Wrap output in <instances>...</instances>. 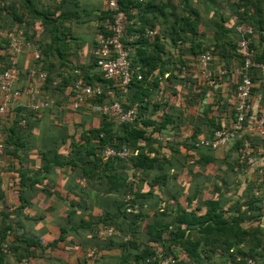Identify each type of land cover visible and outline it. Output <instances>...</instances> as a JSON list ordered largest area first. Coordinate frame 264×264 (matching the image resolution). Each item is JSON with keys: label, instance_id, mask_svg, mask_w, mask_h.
<instances>
[{"label": "trees", "instance_id": "obj_1", "mask_svg": "<svg viewBox=\"0 0 264 264\" xmlns=\"http://www.w3.org/2000/svg\"><path fill=\"white\" fill-rule=\"evenodd\" d=\"M68 1L0 0V31L7 33L20 29L24 32L22 39L31 44L21 53H15L12 60L8 54L9 38L0 36V75L16 69L15 86L20 72L16 59L32 50L36 66L28 72L31 77L46 74L41 89L44 99L52 96L58 102L60 97H73L80 78L85 85L102 90L99 96L85 98L92 109L85 110V102L77 108L73 107L98 115L99 121L96 120V124L86 121V126L83 123L82 127H75L72 139L77 143L73 142L70 149L65 148L63 155L61 144L50 150L43 149L41 172L51 173L58 167L79 168L81 177L85 179H81L85 188L100 183V189L110 194L114 211L104 212L93 222L83 219L81 224L88 225L91 230L97 229V235L98 231L110 230L112 241L121 233L131 236L126 241L120 238L123 252L116 264H150L157 253L173 255L175 264H247L246 257L264 262V165L260 164L264 158V139L247 131L232 145L213 148L211 143L207 146L200 144L202 140H211L217 130L226 128L237 117L235 90L240 77L230 71L220 75L218 71L223 68L232 71L241 65L242 51L238 42L243 33L247 35V29L253 31L247 37L251 38L256 60L264 62V47L258 49V44H264V0H202L205 7L202 10H207L208 16L189 0H179L184 8L181 9L182 16L177 12L168 31L170 44L162 41L163 31L158 26L166 20H157V16L154 19L144 18L140 0H120L127 18L135 25L137 21L141 24V30L133 28L134 32L130 31V25V33L142 34L144 26L149 29L158 26L154 36L140 35L132 44L134 50L130 54V66L139 72L141 78L134 73L127 85L120 77L104 78L96 61L83 67L68 59V41L73 36L70 32L64 33V23L56 12L63 9ZM44 3L54 9L43 8ZM134 7L138 9L135 14ZM149 9L146 8L144 13ZM108 14L106 9L97 34L104 32V18ZM200 26L205 27V33L199 31ZM42 32L49 35V42L40 38ZM209 34H212L213 40ZM168 46L171 50H167ZM207 51L212 55L210 67L214 83L211 85L201 76L199 69L200 57ZM35 52L40 54L38 59L34 57ZM252 75L253 95L258 86L264 87V76L259 71ZM53 81L57 83L53 85ZM223 86L226 87L225 92ZM224 93H227V98ZM115 103L125 112L135 109L134 120L120 122L121 114L110 117L96 109ZM14 106L9 112L11 121L6 122V128H2L0 123V143L4 149L0 158L4 171L13 173L17 165L15 162L20 161L21 169L16 171L21 178V186L17 189L21 204L9 210L0 195L2 210H9L2 215L4 225L0 223V264H9V255L14 264H36L38 259L47 256L48 246H53V243H44L25 227L24 209L27 204H24L22 194L28 187V180L32 182L31 189H41L47 195L51 194V190L39 187L40 181L32 180L31 172L22 169V155L18 151L22 146L20 140L23 133L31 128L32 119L39 118L44 108L30 109L26 104L23 107ZM263 108L262 104L260 107L255 105L254 114H260ZM254 114L246 122L247 127L254 122ZM20 120H24L23 126H19ZM184 134L187 137L181 140ZM242 138H247L255 150L244 160L238 153L243 146ZM105 148L118 153L106 158L102 155ZM121 151L127 152L125 157L118 155ZM249 158H256L255 165L260 167L251 166ZM259 169L262 173L258 172ZM186 170L197 187L193 196H187L188 200H195L205 184L211 186L214 198L204 203V211L189 205L186 206L188 209L182 206L174 208L177 213L172 218L173 199L177 198L172 192L169 196V187L172 186L169 183L176 176L175 172ZM204 170L209 171L211 176L203 179L200 185L197 183V172L202 174ZM251 170L257 173V180L253 182L246 178ZM153 172L158 174L155 176ZM144 184L148 190L143 188ZM257 184L256 193L254 188ZM154 187L165 193L163 197L168 202L162 201L161 211L152 220L149 208L153 194L150 189ZM136 206V212L127 211L129 207ZM72 216L69 214V221ZM147 219L151 221L146 224L144 241L138 234ZM62 232L66 233V229ZM238 257L241 258L239 262L236 261ZM85 263L88 264V259Z\"/></svg>", "mask_w": 264, "mask_h": 264}, {"label": "crops", "instance_id": "obj_2", "mask_svg": "<svg viewBox=\"0 0 264 264\" xmlns=\"http://www.w3.org/2000/svg\"><path fill=\"white\" fill-rule=\"evenodd\" d=\"M189 1L193 3L195 8L201 10L202 14L208 16L207 10L203 11L205 7L202 4V0ZM140 3H142L144 12L146 8H150L146 13L143 11L141 12L144 18L148 17V19H154V16H157V20H166L158 26L163 31L161 37L163 39L162 41L166 44H170L168 31L171 30V24H174L177 12L182 16L183 5L180 4L179 0H140ZM158 6H160L162 10H160L161 8H158ZM42 7L49 8L50 11L54 9L52 6L45 5V3ZM106 9V0H69L68 3L64 5L63 9L56 11L59 13L58 17H60L61 21L64 23L63 28L61 27L64 33L70 32L69 34L75 38L70 40L73 38L70 37L68 41V59L74 62L75 65L87 67L94 61L92 50L95 46L97 32L99 31L100 19ZM137 10V8H133L134 14ZM179 15L178 17H181ZM143 23H145V21ZM131 26L130 31L132 32H134L133 28L141 30V24H139L138 21L136 25L133 22ZM158 26L155 25V27ZM143 29L145 31L149 28L148 26H144ZM199 29L201 33L206 32L205 27L200 26ZM28 33L31 32L28 31ZM210 35L211 40H213L212 34H209V36ZM40 38L49 42V35L47 33H40ZM262 47H264V44H258L259 50H261L260 48ZM167 50H171L169 46ZM32 52V50H28L20 54L16 59L20 71L15 82V87L17 89H22L31 84L35 86L36 84L33 77L29 75L30 72H28L32 67L36 66L34 65ZM165 57L170 58L169 56ZM173 58L175 59V56ZM170 60H172V58H170ZM226 79L228 80V78ZM258 87V90L252 95L256 107H260L261 104L262 106L264 105V87ZM222 89L224 92L226 91V87L223 86ZM42 93L41 91V99L44 98ZM224 95L225 98H227V93H224ZM48 97L54 100L55 105L50 108H44L39 118L35 117L32 119L31 128L26 133H23L20 140L22 146L18 151V153L22 155V169L24 171H30V178L35 181L39 180L41 183L39 187L50 188L52 194L47 195V192H43L41 189H31L30 186L32 182H30V180L27 181L28 187L23 190L24 193L22 194L25 199L24 204H27L24 209L26 217L24 219L25 227L30 233L38 235L44 243H53V246H48L47 256L38 259L36 264H86V259H88V264H116L122 257L123 252L119 245L120 238L126 241L130 239L131 236L121 233V235L114 237L112 241V237L110 238L109 236L110 234L102 235L101 230L100 232L98 231L97 235V229L91 230L88 225L81 224V220L83 219L93 222L99 217H102L104 212L114 211L115 206L112 203L113 198L110 197V194H105L100 189V183H94L85 188L82 184V181L85 179L81 177L82 172L79 168L72 170L71 167H58L53 169L51 173H44L40 170L42 166L41 153L43 149L44 151L50 150L56 147V145L61 144L62 147L60 150L63 155L65 148L70 149L73 142L77 143V140L73 141L72 139V130H74L75 127H82L83 123L86 121H92V123L95 122L96 124V120L99 121V116L94 113H85V110L92 109V107L88 105V102L84 104V107H86L84 108L85 110L81 111L73 108V97H60V100H58L59 103L56 98L52 96ZM27 102L28 98L22 95L14 108L19 106L23 107ZM11 110L12 108L0 115L2 128H6V122H9V120L11 121V115L9 116ZM254 123L255 121L250 123V126L247 128L250 134L257 133L256 124L254 125ZM20 125L23 126L24 124L19 123V126ZM63 136L65 137L66 143L63 142ZM260 161V164L264 165V158ZM15 164L14 173L9 170L4 171V166L1 167L0 170V195L3 196V201L5 205L9 207V210L14 205L21 204L17 192V189L21 186V178H18V172L16 171L19 168L21 169L20 161L17 160ZM197 173L199 174L197 183L200 185L203 179L207 176H211V174L209 175V171L205 170L202 174L200 172ZM157 174L153 172V175L156 176ZM175 174L176 176L172 178L169 183L172 185L169 187V196L172 192V195L177 198L176 200L173 199L174 205L172 204V208L174 211L171 214L172 218L175 217L177 213L175 209H178L179 206L187 208L186 206L189 205L191 208L198 207L204 211V203L214 196L211 186H206L205 184L204 187L200 188L199 194L195 200L191 202L188 200L187 196H193L197 188L194 186L195 181L193 177L187 170L178 171L177 173L175 172ZM256 177L257 173L252 170L246 176L247 181H255L257 180ZM143 188L149 189L145 184ZM150 190L153 194V200L150 201L149 208L151 212L150 217L152 220H155L156 214L161 211L164 202H168V199L163 197L165 193L162 194L161 189L154 187ZM2 209L3 204L0 202V223L4 225V217H2V215L9 210L8 208L5 210ZM69 214L73 215L71 221H69ZM149 221L151 220L147 219V222L142 223L138 234L144 241L146 240L145 234L147 232L146 224ZM62 229H66V233H63ZM93 231H95V235H93ZM94 252H96V254ZM91 255L95 256L89 259ZM8 257L10 259L8 263L14 264L15 262L12 256L9 255Z\"/></svg>", "mask_w": 264, "mask_h": 264}, {"label": "built area", "instance_id": "obj_3", "mask_svg": "<svg viewBox=\"0 0 264 264\" xmlns=\"http://www.w3.org/2000/svg\"><path fill=\"white\" fill-rule=\"evenodd\" d=\"M59 1V0H58ZM107 10L109 14L104 18V32H99L96 37V44L92 50V57L96 61L97 66L103 71L104 78L120 77L122 83L127 85L132 76H141L139 72L133 70L130 66V54L134 50L132 45L140 35L146 37L154 36L157 32V27L148 29L142 34L130 33L128 27L134 22L127 18L124 10L121 8L120 0H106ZM247 35L253 33L252 30L247 29ZM24 32L20 29H15L11 32L0 31V36L8 37L10 40L8 54L12 56L15 53H21L24 49L31 47V44L22 39ZM243 33L242 38L238 42V46L242 51V63L239 67L231 70L227 68L220 69L218 73L220 75L226 74L228 71L236 73L240 79L235 90L236 101V119L226 128L217 130L213 134L211 140H202L201 145L207 146L211 143L213 148L219 146H228L234 144L239 138H241L245 132H247L246 122L253 117L255 113V105L252 99V86H253V72L259 71L264 76V62L256 60V51L251 47V38L247 37ZM35 59L40 57L39 52H35ZM212 61V55L209 51L203 53L200 57V73L201 76L209 80L210 85L214 83L211 79L213 77V71L211 70L210 63ZM15 64L16 61L14 60ZM17 76L16 69H10L0 75V115L6 113L11 109L20 99L22 95L28 98L26 103L30 109L50 108L55 105L52 98L41 99L40 92L46 81V74L40 73L37 77H33L35 80V86L32 84L22 89H17L14 86V80ZM57 82L53 81L55 85ZM76 92L73 96V107L77 108L85 102L87 97L99 96L102 92L100 87H92L91 85H85L84 81L80 78L76 85ZM113 93V92H112ZM105 115L113 117L116 113L121 114L120 122H131L135 118V109L130 111H124L122 107L115 103L112 106L97 107ZM257 134L260 139H264V108L260 114H254ZM21 124H24V120H21ZM187 134L181 136V140H185ZM243 146L239 148L238 153L242 160L255 150L251 147V143L247 138H242ZM3 145L0 143V157L3 154ZM118 151L111 148H105L103 150V156L106 158L116 155ZM127 152L121 151L118 155L125 157ZM256 158H249L248 163L253 167H260L256 164ZM2 167V161L0 158V170ZM259 173H262V169H259ZM258 184L254 188V192L258 191ZM138 206L134 208H128L127 211L136 212ZM101 234H111L110 230L101 231ZM247 264H264V262H258L250 257L245 258ZM236 261H241V258H236ZM150 264H175L173 255H163L157 253Z\"/></svg>", "mask_w": 264, "mask_h": 264}]
</instances>
